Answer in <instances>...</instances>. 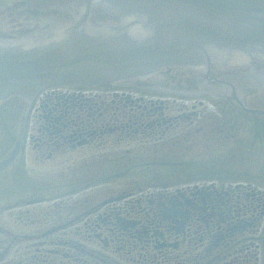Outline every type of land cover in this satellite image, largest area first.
Returning a JSON list of instances; mask_svg holds the SVG:
<instances>
[{
  "label": "flooded vegetation",
  "instance_id": "obj_1",
  "mask_svg": "<svg viewBox=\"0 0 264 264\" xmlns=\"http://www.w3.org/2000/svg\"><path fill=\"white\" fill-rule=\"evenodd\" d=\"M45 20L31 11L23 0H0V41L18 39L28 28L47 24ZM194 76L175 69L163 72L143 86L149 89L146 98L163 91L178 93ZM139 84L135 81L110 87L117 93L108 90L85 93L65 87L46 91L38 98L23 148L9 168L5 169L4 165L0 169V264H96L97 257L90 247L101 242L108 245L98 233L103 226L98 220L107 226L113 237L110 241L127 236L131 248L138 245L137 241L146 242L153 253H146L145 264H259L257 234L264 218V195L256 189L264 187V180L251 177L259 173L256 169L253 173L237 170L235 161L238 158L233 152L240 146L246 151L247 159L254 154L252 146L264 139V115L246 113L233 99L216 107L218 116H204L202 111H192L187 106L166 100H154L151 106L144 100L145 96H140L145 103L141 105L138 99L123 93L127 89L136 91ZM246 85L244 80L240 82V99L249 109L264 111V94L243 93L242 87ZM21 114L17 107L0 105V163L16 144ZM158 129L161 137L154 138L153 133ZM243 135L254 139L248 140ZM138 139L150 145L146 152L157 155L152 165L158 166L146 173L169 180L149 185L151 187L146 189L152 190L150 196L135 197L130 196L131 193L112 196L94 213L75 211L72 215L69 209L74 206L68 208L67 203L66 206L57 203L44 209L34 206L35 212L40 211L35 213L39 216L35 220L40 221L41 226L50 220H62L36 236L38 241L32 245V250L40 255L44 251L45 258L31 257L28 251L21 249L10 252L9 246L5 251V184L10 183L7 175L22 172L25 175V162L31 164L30 172L34 177L47 171L52 173L46 167L63 156H69L73 161L80 157L81 163L77 166L80 165L82 170H76L82 174L87 171L84 168V163H89L87 157L103 158L99 163L107 172L110 168L107 165L120 166L123 154H137V150L130 148L133 143H138ZM202 142L209 153H194L196 148L204 147ZM219 142L228 143L229 164L225 163L226 157L218 158ZM258 144L260 149L263 146L262 158L250 162L264 165V140ZM90 152L101 153L102 157ZM83 154H86L85 158ZM160 155H164V160ZM160 168L167 169L168 173ZM66 171L70 173L72 169ZM130 171L128 169L125 175ZM202 172L228 175L223 180L191 185ZM121 174L115 173L109 179ZM22 186L23 191L32 188ZM66 207L67 217L66 214L62 217ZM24 211L31 213L29 209ZM68 230L71 234L63 236ZM6 234L12 241L20 238ZM135 237L137 241H133Z\"/></svg>",
  "mask_w": 264,
  "mask_h": 264
},
{
  "label": "water",
  "instance_id": "obj_2",
  "mask_svg": "<svg viewBox=\"0 0 264 264\" xmlns=\"http://www.w3.org/2000/svg\"><path fill=\"white\" fill-rule=\"evenodd\" d=\"M30 1L41 13L75 21L28 45H0V102L16 95L30 104L5 167L25 141L35 99L48 88L144 79L166 67L204 68L230 56L264 62V0ZM101 16L114 27L97 23Z\"/></svg>",
  "mask_w": 264,
  "mask_h": 264
},
{
  "label": "rangeland",
  "instance_id": "obj_3",
  "mask_svg": "<svg viewBox=\"0 0 264 264\" xmlns=\"http://www.w3.org/2000/svg\"><path fill=\"white\" fill-rule=\"evenodd\" d=\"M130 93L132 94L133 99H140L139 94L134 92L133 93L130 92ZM151 97L144 98L146 103L150 104L154 100H160L157 99L160 96H151ZM166 101L179 103V105L181 106L187 105V107H189L192 111L193 110L197 112L202 111V115L204 116L208 114L218 116L216 113V109L206 102L200 103V101H194V100H187V101L166 100ZM196 118H198V116L195 117V119ZM153 137L160 138L161 130L160 129L155 130L153 133ZM243 137L246 138V135H243ZM139 140L141 139L137 140L138 143H133L132 148H130L133 149V151L137 150V154H135V152L133 153L132 156H127V154H123L120 157L121 159L120 166L118 168H115L116 166H113L112 164L107 165L110 166L109 171L107 172L104 171V169L106 168L100 165L99 163L100 160H102L103 158L95 159L94 157L91 156L87 157L86 160H89V163L88 162L84 163V168L87 171H84V173L82 174V172H78L76 170V169L82 170L80 165L79 167L77 166L78 164L81 163V160H79L80 157H78V159L73 161V160H69V156H63L61 158H58V160H55L52 164H50V169L53 170L51 177L40 178L41 182L39 184L32 181L34 182L33 186H41L37 191L25 192L22 191V188L18 189L20 191H16L17 189L13 188L12 185H21L20 177L18 175L10 176L8 179L10 183L5 184V236H6L5 251L9 246L10 252H14L17 249H21L23 251H28L31 257L38 255L40 257L45 258L44 251L41 252L40 255V253L34 252L32 250L34 248L32 247V245L38 241L36 239V236L40 232L46 229H50L51 225H53L54 223L62 222V220L56 221L58 219L57 218L56 220L53 221L50 220L49 222H46L43 226H41V222L35 220L39 218V216H37L35 213L36 212L39 213L40 211L35 212L36 208L32 206L26 207V202H27L25 201L26 199L39 200L40 198H42V201L39 204H35V206H38L41 209H44L50 205L51 207H53V205L55 206V204L57 203L60 206H66L65 203H67L68 208L74 206L69 209V211L72 210V215H73L75 211L82 213L84 211H87L93 206H96L97 207L96 211H98L99 209H101V205L104 200L112 196H116V195L119 196L120 194L131 193L130 196L136 194L134 195L135 197L140 196L142 194L150 196L152 194V190L145 189V188H149V186L147 185H152L156 181H167L169 179L164 177L156 178L146 173L150 169H153V171L155 170L157 165H152V163L156 162L157 155L152 156L150 153L146 152V150H148L147 145L149 148L150 145L148 143L143 144L139 142ZM263 140L264 139H260L258 140V142H261ZM258 142H256L257 143L256 145L252 146L251 149L255 148V150H254V154L251 155L249 159H247V153L245 150L239 148L236 151L238 160L235 161V163L238 166L242 167L246 172L249 173L255 172V164L250 161L258 157L262 158L261 149L263 148V146L261 145V149H260ZM201 145L204 146V142H202ZM122 150H123L122 153H124V151H126L125 147H123ZM90 153L92 155L102 157L101 153H97V152H90ZM194 153L208 154L209 151L204 146L203 148L202 147L196 148ZM165 155L167 157V154ZM85 156L86 154H83V158H85ZM160 157L163 160L165 158L164 155H160ZM225 163L229 164L227 160V156L225 158ZM67 168L72 169V171L68 173V171H66ZM128 169H131V171L128 172L127 175H125V172ZM159 170L168 173V170L165 168H160ZM119 172L120 173L122 172L120 176L109 179V177ZM13 177L15 180L13 179ZM25 180L26 182H28L27 178H25ZM249 180L252 181L250 177ZM256 190L264 195V187H258ZM6 205H9L10 208L6 209L7 207ZM28 207H32V208H28ZM26 209H29L31 213L26 214L24 212V210ZM66 209L67 207L64 208L62 217L65 216L67 212ZM98 224L103 225L102 229L99 230V232L101 233L102 239L108 242V245L104 246V243L101 242L100 244H95L90 247V251L93 253L94 256L97 257L96 264H134V262H132V260L134 259L133 256H136L133 253L134 251H132V254H130L127 253V251H125L128 250L129 247L125 246L123 248V246L129 242L127 241V236H123L122 240L114 239L113 241H110L112 240L113 237L110 236V232L107 230V226L102 222H100L99 220H98ZM6 232L12 233L14 235H19L20 238L18 240L12 241L11 238H8ZM66 232L67 233H63L64 234L63 236H66L67 234L69 235L71 234L69 230ZM60 235H62V233H60ZM258 235H259V244H260V250H259L260 255L258 252L259 264H264V218L262 219L257 236ZM20 239L24 241H21ZM1 240L2 237H0V242ZM137 240L138 239L135 237L133 241H137ZM109 242L111 245L109 244ZM118 242L120 243L118 244ZM136 243L138 244L139 241H137ZM141 247L146 248V250L144 251L145 253L142 252L146 256H147L146 253L148 252L150 254L153 253L151 250H148L149 247L146 246V242L136 245V248H141ZM126 256H128V258ZM79 258L82 257L79 256ZM15 259H17V256H15Z\"/></svg>",
  "mask_w": 264,
  "mask_h": 264
}]
</instances>
